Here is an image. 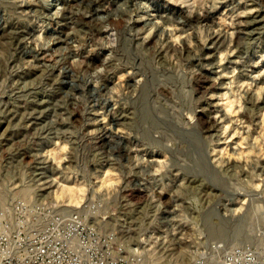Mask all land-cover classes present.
<instances>
[{"label": "rangeland", "instance_id": "rangeland-1", "mask_svg": "<svg viewBox=\"0 0 264 264\" xmlns=\"http://www.w3.org/2000/svg\"><path fill=\"white\" fill-rule=\"evenodd\" d=\"M18 198L100 200L156 263L264 238V0H0V211Z\"/></svg>", "mask_w": 264, "mask_h": 264}, {"label": "built area", "instance_id": "built-area-1", "mask_svg": "<svg viewBox=\"0 0 264 264\" xmlns=\"http://www.w3.org/2000/svg\"><path fill=\"white\" fill-rule=\"evenodd\" d=\"M99 212L103 222L110 218L100 200L70 209L15 199L0 211V264H173L151 261L140 244L95 221ZM182 264H264V238L230 247L216 241Z\"/></svg>", "mask_w": 264, "mask_h": 264}, {"label": "bare ground", "instance_id": "bare-ground-1", "mask_svg": "<svg viewBox=\"0 0 264 264\" xmlns=\"http://www.w3.org/2000/svg\"><path fill=\"white\" fill-rule=\"evenodd\" d=\"M108 173L104 177L101 178L102 183L108 179ZM61 197H67L70 202L72 201H80L82 199L83 187L81 185H70L64 184L60 191H57ZM229 247V246H227Z\"/></svg>", "mask_w": 264, "mask_h": 264}]
</instances>
